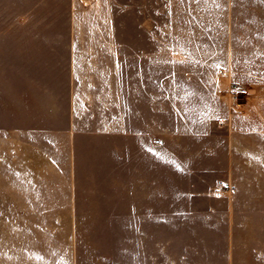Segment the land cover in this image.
<instances>
[{"label": "rangeland", "instance_id": "rangeland-1", "mask_svg": "<svg viewBox=\"0 0 264 264\" xmlns=\"http://www.w3.org/2000/svg\"><path fill=\"white\" fill-rule=\"evenodd\" d=\"M142 30L167 52L151 132L73 133L71 199L42 213L35 129L69 128L73 35ZM0 264H264V0H0Z\"/></svg>", "mask_w": 264, "mask_h": 264}, {"label": "crops", "instance_id": "crops-1", "mask_svg": "<svg viewBox=\"0 0 264 264\" xmlns=\"http://www.w3.org/2000/svg\"><path fill=\"white\" fill-rule=\"evenodd\" d=\"M73 39L70 54L74 56L75 78L71 83L69 128L62 133H54L48 128L41 131L35 129L33 198L35 208H44V214L56 213L51 209L55 207L53 201L57 191H67V195L59 197L71 199L68 188L57 190L56 174L65 176L63 183L67 181L69 186L75 160L71 144L73 133L129 137L151 132L148 120L152 111V66L153 62L161 64L162 53L167 56L166 48H162L161 44L159 49L153 48L150 30L80 31L75 32ZM87 39L95 41H84ZM104 39L113 41L110 44L98 41ZM91 70L108 71L110 76L106 79H84L82 72Z\"/></svg>", "mask_w": 264, "mask_h": 264}, {"label": "built area", "instance_id": "built-area-1", "mask_svg": "<svg viewBox=\"0 0 264 264\" xmlns=\"http://www.w3.org/2000/svg\"><path fill=\"white\" fill-rule=\"evenodd\" d=\"M222 71V70H221ZM250 94V90L245 87H234L229 90V97L233 105H239V99L243 96H248Z\"/></svg>", "mask_w": 264, "mask_h": 264}]
</instances>
